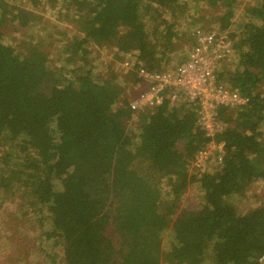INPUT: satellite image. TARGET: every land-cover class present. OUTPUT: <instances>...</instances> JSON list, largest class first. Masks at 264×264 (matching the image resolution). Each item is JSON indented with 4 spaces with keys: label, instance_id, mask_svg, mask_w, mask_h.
I'll return each mask as SVG.
<instances>
[{
    "label": "trees",
    "instance_id": "trees-1",
    "mask_svg": "<svg viewBox=\"0 0 264 264\" xmlns=\"http://www.w3.org/2000/svg\"><path fill=\"white\" fill-rule=\"evenodd\" d=\"M21 1L32 9L43 3L72 25L70 56L58 70L49 69L39 44L22 41L17 51L3 42L8 25L32 23ZM200 1L226 32L237 0H0V150L25 156L18 169L0 172V189L31 190L38 239L60 251V264H264V205L239 214L227 202L264 180L257 130L264 121V0L247 10L254 21L227 35L233 53L224 61L231 64L215 72L216 81L248 103L236 114L219 106L212 136L185 103L129 106L140 68H174L178 21L192 18L190 7ZM89 46L114 47L119 63L133 65L120 76L112 63L89 57ZM211 144L223 150L216 170L189 175ZM24 172L28 181L10 183ZM194 183L200 207L177 213Z\"/></svg>",
    "mask_w": 264,
    "mask_h": 264
},
{
    "label": "rangeland",
    "instance_id": "rangeland-1",
    "mask_svg": "<svg viewBox=\"0 0 264 264\" xmlns=\"http://www.w3.org/2000/svg\"><path fill=\"white\" fill-rule=\"evenodd\" d=\"M196 0H194L195 2ZM257 0H237L234 5L233 16L230 22L232 25L226 30V32L220 33L218 31V24L211 21L210 11L207 10V6L202 1L194 3L190 7L191 17L190 19L182 18L178 21V35L177 41L179 47L176 52L171 54L170 68L176 65L178 62L176 59L184 57L191 46L194 44L195 37L199 33L216 32L222 36L225 40L227 35L238 33L241 31V27L249 21H254L249 18L248 9L256 4ZM23 9L28 11L33 17L30 18L32 23L30 27L25 29H17L11 25H8L4 31L3 42L7 45L14 46L16 50H20V42L30 43L33 45L39 44L41 49L47 54V62L49 69L58 70L63 65L65 59H68L70 55L64 53V50L70 46L71 37L74 35V30L70 22H62L54 15V12L50 11L45 4H41L40 7L32 9L26 2H20ZM168 17V13L165 14ZM154 18V16H153ZM193 21H195L193 23ZM150 36H152L150 34ZM229 41V40H228ZM230 42V41H229ZM231 44H233L231 42ZM114 47L109 48H88V56L100 59L104 63V67L109 63L113 64V69L122 76L126 70L130 68H124L123 63L117 61V56L113 51ZM120 57V56H119ZM231 58V57H230ZM227 61L216 62V71H221L226 65L231 64ZM133 64L132 62H130ZM70 66L64 65L63 69L67 70ZM71 73H66L65 78H69ZM72 77V76H71ZM135 91V86L131 87ZM149 109H152L149 107ZM242 109H231V112L238 113ZM233 119V118H232ZM133 130L135 126H129ZM257 129L260 133V139L264 144V121ZM12 148V145H11ZM10 148V149H11ZM14 148V145H13ZM16 148H19L18 146ZM8 159L4 157L9 155ZM223 154L217 149L214 144L206 146L202 153L196 155L193 160V165L188 169L189 175H198L201 172H211L216 170L219 164V157ZM19 157L18 160H15ZM0 172L12 171V169H18L15 166L23 163L25 156L18 152H11L8 149L0 150ZM4 158V159H3ZM21 167V166H20ZM202 167V168H201ZM23 175H15L11 177V182H17V180L28 181L30 173ZM2 176V173L0 174ZM18 184L10 186L9 191L16 193L15 197H9V191L0 189V264H60L61 253L58 250L51 249L50 246L42 243L38 239L36 233V223L41 219L38 218L39 214L37 208L32 207L33 195L31 190L27 188H21L20 190H14ZM165 187V186H164ZM227 202L231 204L237 213L245 214L249 210L258 206L264 205V180H257L251 183L243 195H234L227 199ZM202 203V192L196 183L189 185L182 195L177 213L183 210H193L200 207ZM25 211V212H24ZM27 215L19 216L22 212ZM35 225V226H34ZM35 227V228H33Z\"/></svg>",
    "mask_w": 264,
    "mask_h": 264
},
{
    "label": "built area",
    "instance_id": "built-area-1",
    "mask_svg": "<svg viewBox=\"0 0 264 264\" xmlns=\"http://www.w3.org/2000/svg\"><path fill=\"white\" fill-rule=\"evenodd\" d=\"M232 53L231 43L216 32L197 34L185 59L172 70L155 73L140 68L136 72L139 82L135 85L136 94L129 101L130 109L154 108L163 101L182 102L195 111L197 123L206 136H212L220 129L219 106L231 110L248 103L236 89L219 86L216 81L215 63L224 61ZM131 66L130 61L123 62L124 68ZM216 148L222 152V146ZM259 260H264V256Z\"/></svg>",
    "mask_w": 264,
    "mask_h": 264
},
{
    "label": "clouds",
    "instance_id": "clouds-1",
    "mask_svg": "<svg viewBox=\"0 0 264 264\" xmlns=\"http://www.w3.org/2000/svg\"><path fill=\"white\" fill-rule=\"evenodd\" d=\"M126 61V60H125ZM133 65V64H132ZM155 108V107H154ZM153 109V108H152ZM242 109V108H241ZM228 111H231L230 109H228ZM223 155V154H222ZM221 159H222V157H221ZM219 163H220V161H219Z\"/></svg>",
    "mask_w": 264,
    "mask_h": 264
}]
</instances>
